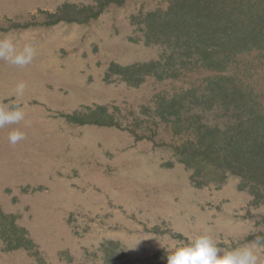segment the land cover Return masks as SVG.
<instances>
[{"label": "rangeland", "instance_id": "obj_1", "mask_svg": "<svg viewBox=\"0 0 264 264\" xmlns=\"http://www.w3.org/2000/svg\"><path fill=\"white\" fill-rule=\"evenodd\" d=\"M171 2L125 0L84 20L93 0H0V35L36 48L24 68L0 59V102L26 84L25 119L0 128V206L32 241L13 249L0 224V264H167L165 249L189 237L232 248L264 230L241 177L197 187L174 154L173 117L159 110L216 73L173 78V40L146 19ZM234 65L263 90L262 54ZM16 128L25 139L13 146Z\"/></svg>", "mask_w": 264, "mask_h": 264}, {"label": "trees", "instance_id": "obj_2", "mask_svg": "<svg viewBox=\"0 0 264 264\" xmlns=\"http://www.w3.org/2000/svg\"><path fill=\"white\" fill-rule=\"evenodd\" d=\"M124 1L93 0L83 8L90 13L84 20ZM146 19L152 35L173 40V78L183 68L216 73L204 84L175 93L165 110H159L164 119L173 117V151L192 169V183L221 185L236 175L242 178L241 188L253 196L252 204H264V88L258 91L247 72L232 69L243 53L257 51L264 57V0H172L165 12H150ZM210 113L217 116L216 123H209ZM259 223L264 225V214ZM0 224L13 249L31 245L15 216L1 206ZM8 230L14 234L6 235ZM255 235L264 236V230L247 240Z\"/></svg>", "mask_w": 264, "mask_h": 264}, {"label": "clouds", "instance_id": "obj_3", "mask_svg": "<svg viewBox=\"0 0 264 264\" xmlns=\"http://www.w3.org/2000/svg\"><path fill=\"white\" fill-rule=\"evenodd\" d=\"M36 48L32 43L19 41L11 33L0 35V59L18 68L32 63ZM26 84L21 81L15 86L13 97L0 102V128L5 125H16L25 119L24 107L18 102L23 97ZM25 139L24 133L18 128L9 132L8 140L16 145ZM167 264H264V236L255 235L232 248H221L218 241L208 232L187 241H180L165 249Z\"/></svg>", "mask_w": 264, "mask_h": 264}]
</instances>
